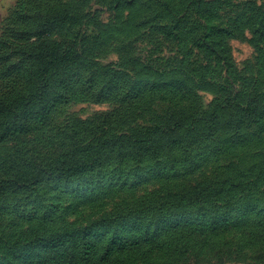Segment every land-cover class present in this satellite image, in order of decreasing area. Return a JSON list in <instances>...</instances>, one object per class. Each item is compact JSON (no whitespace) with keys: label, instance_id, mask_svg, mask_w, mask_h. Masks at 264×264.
<instances>
[{"label":"rangeland","instance_id":"obj_1","mask_svg":"<svg viewBox=\"0 0 264 264\" xmlns=\"http://www.w3.org/2000/svg\"><path fill=\"white\" fill-rule=\"evenodd\" d=\"M0 16V69L104 66L114 88H77L40 127L19 102L0 264H264V0H0ZM101 115L118 123L88 126Z\"/></svg>","mask_w":264,"mask_h":264},{"label":"trees","instance_id":"obj_2","mask_svg":"<svg viewBox=\"0 0 264 264\" xmlns=\"http://www.w3.org/2000/svg\"><path fill=\"white\" fill-rule=\"evenodd\" d=\"M2 46V44H0ZM41 57V56H39ZM44 58V56H43ZM34 60L36 62V58L34 57ZM47 66H43L41 69L43 70L41 75V83L35 81V79L32 77H29L27 75L28 70L26 67L19 65V64H10L8 66H4L0 69V77H13L12 83L14 85L6 91H0V117L4 113L10 114V120L8 122L3 121L0 119V127H2V123H5L6 129L4 132H2L3 128L0 130V139L3 137H6L8 135H12L15 131L20 132L22 127H20V119H19V102H22V99L26 100V104L28 105V109L31 111H27V113L30 115H33V124L34 126L37 125V127L42 126L44 122L49 117V113L51 109L55 105H60L64 102H67L69 97L72 95L74 90L77 88H81L83 91H87L89 93V96L91 97V100L94 103H97L101 101L102 99L109 97L110 93L113 91V87L111 85H108L111 80H109L107 77V72H105V67H94V69L89 73L84 75L83 73H80V71H77L75 68H72L71 63L67 62H55L52 65L48 64ZM43 64V63H40ZM60 64H62L60 66ZM39 69V67H38ZM85 72L91 70L90 66L84 65ZM98 77H97V76ZM48 83V84H47ZM56 85L61 86L60 91L53 92L54 86ZM41 90V100L42 105L40 107L41 113L35 117V90ZM126 95L122 91H118L117 93H114V96H116L120 100H125ZM24 97V98H23ZM20 100V101H19ZM247 105V104H246ZM246 105H241L242 107H238V110L243 111L245 109V112L247 113H253L254 107L251 106L249 103V107ZM245 106V107H244ZM219 107H223L222 110L227 109L226 102L222 101L219 105ZM24 108V107H23ZM231 112L233 110H230ZM100 124L96 122L89 121L88 126H97V125H110L118 123L115 119L109 118L106 115H101L98 117ZM193 121L191 123H194L195 120L197 122L202 123H208L209 118H197L195 117L192 119ZM171 122V119L168 120ZM30 122V121H29ZM168 122V123H169ZM8 123V124H7ZM25 123H28L26 120ZM31 123V122H30ZM29 123V124H30ZM178 125H174V129H181L185 125V122L181 118L176 122ZM167 126L164 125L163 128ZM27 128V126H26ZM161 127H154V131L161 130ZM27 130V129H26ZM3 181V180H2ZM1 184V182H0ZM204 188H201L198 195L203 196L204 195ZM214 212V211H213ZM55 248V247H53ZM55 249H53V253H50L49 258L46 257V260H43L44 264H51V257L55 253ZM49 261V262H48Z\"/></svg>","mask_w":264,"mask_h":264},{"label":"crops","instance_id":"obj_3","mask_svg":"<svg viewBox=\"0 0 264 264\" xmlns=\"http://www.w3.org/2000/svg\"><path fill=\"white\" fill-rule=\"evenodd\" d=\"M0 21H1V16H0ZM0 27H1V25H0ZM0 32H1V29H0Z\"/></svg>","mask_w":264,"mask_h":264}]
</instances>
